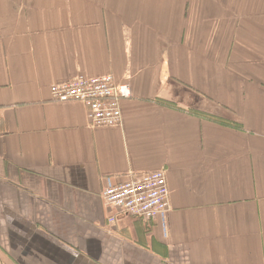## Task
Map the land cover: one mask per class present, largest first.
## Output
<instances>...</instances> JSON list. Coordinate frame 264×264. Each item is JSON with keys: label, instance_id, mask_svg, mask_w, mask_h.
I'll return each mask as SVG.
<instances>
[{"label": "crops", "instance_id": "1", "mask_svg": "<svg viewBox=\"0 0 264 264\" xmlns=\"http://www.w3.org/2000/svg\"><path fill=\"white\" fill-rule=\"evenodd\" d=\"M103 75L119 125L51 99ZM154 170L157 219L102 200ZM0 264H264V0H0Z\"/></svg>", "mask_w": 264, "mask_h": 264}, {"label": "built area", "instance_id": "2", "mask_svg": "<svg viewBox=\"0 0 264 264\" xmlns=\"http://www.w3.org/2000/svg\"><path fill=\"white\" fill-rule=\"evenodd\" d=\"M56 102H79L86 109L90 127H112L121 122V104L131 97L128 82H117L112 75L76 76L50 86ZM104 203L117 214L143 221L157 219L169 209V189L163 170L130 176L123 182L109 185L101 192ZM116 215L108 218L115 221Z\"/></svg>", "mask_w": 264, "mask_h": 264}]
</instances>
